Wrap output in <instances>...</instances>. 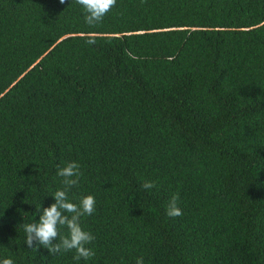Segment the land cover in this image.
Instances as JSON below:
<instances>
[{"label":"trees","instance_id":"16d2710c","mask_svg":"<svg viewBox=\"0 0 264 264\" xmlns=\"http://www.w3.org/2000/svg\"><path fill=\"white\" fill-rule=\"evenodd\" d=\"M71 161L69 198L96 200L79 262L24 242ZM138 257L264 264V0H117L95 27L74 0H0V261Z\"/></svg>","mask_w":264,"mask_h":264},{"label":"clouds","instance_id":"9594fccd","mask_svg":"<svg viewBox=\"0 0 264 264\" xmlns=\"http://www.w3.org/2000/svg\"><path fill=\"white\" fill-rule=\"evenodd\" d=\"M64 4L65 0H59ZM83 10L84 22L90 27H95L103 22L111 10L116 7L117 0H74ZM145 0H141L144 3ZM86 42L94 44L95 39L89 37ZM57 176L62 178V188L51 194L54 203L50 206L36 207L33 215H39V220L23 225L25 231V243L28 248L43 246L50 255H57L65 252L75 251L73 259L79 262L81 259L89 260L95 256V252L88 245L92 244L95 236L81 226V218L91 216L95 212L96 200L92 195H86L73 202L69 193L79 183L82 175L80 165L71 161L64 167L57 166ZM141 187L151 190L156 187L152 181H145ZM179 195L174 194L168 201L165 214L169 218L179 217L183 214L178 206ZM66 228L67 233L62 234L61 229ZM35 245V247H34ZM0 264H14L13 259L5 258ZM136 264H144L143 257L136 259Z\"/></svg>","mask_w":264,"mask_h":264}]
</instances>
